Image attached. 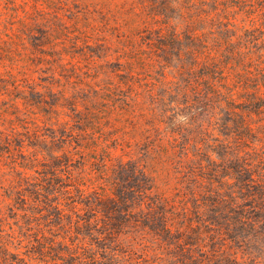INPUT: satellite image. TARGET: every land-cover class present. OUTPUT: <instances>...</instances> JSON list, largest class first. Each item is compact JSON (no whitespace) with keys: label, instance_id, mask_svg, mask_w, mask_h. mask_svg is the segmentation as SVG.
<instances>
[{"label":"trees","instance_id":"1","mask_svg":"<svg viewBox=\"0 0 264 264\" xmlns=\"http://www.w3.org/2000/svg\"><path fill=\"white\" fill-rule=\"evenodd\" d=\"M0 15V264H264V0Z\"/></svg>","mask_w":264,"mask_h":264},{"label":"rangeland","instance_id":"2","mask_svg":"<svg viewBox=\"0 0 264 264\" xmlns=\"http://www.w3.org/2000/svg\"><path fill=\"white\" fill-rule=\"evenodd\" d=\"M5 21V18L0 15V22ZM0 49H4L5 51L0 50V61H6L7 59H3L2 57H8L7 52H10L12 49L11 41L9 39V36L16 35L15 44H20V37L22 38V35L17 32V27H14V31L12 30V26L8 25L4 27L3 23H0ZM2 45V46H1ZM120 155V153H119ZM130 160V159H127ZM125 264V263H124Z\"/></svg>","mask_w":264,"mask_h":264}]
</instances>
